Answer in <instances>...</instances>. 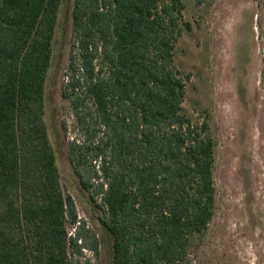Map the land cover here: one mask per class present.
<instances>
[{
	"label": "trees",
	"instance_id": "trees-1",
	"mask_svg": "<svg viewBox=\"0 0 264 264\" xmlns=\"http://www.w3.org/2000/svg\"><path fill=\"white\" fill-rule=\"evenodd\" d=\"M64 1L0 0V264H79L102 246L63 190L46 122ZM184 10L182 0L72 3L67 157L109 264H187L215 215L216 144L207 117L194 123L182 107Z\"/></svg>",
	"mask_w": 264,
	"mask_h": 264
},
{
	"label": "rangeland",
	"instance_id": "rangeland-1",
	"mask_svg": "<svg viewBox=\"0 0 264 264\" xmlns=\"http://www.w3.org/2000/svg\"><path fill=\"white\" fill-rule=\"evenodd\" d=\"M182 1L184 19L192 26L175 49L177 67L189 76L183 112L198 124L207 117L216 144L215 215L187 264H264V0ZM72 3L64 1L57 24L46 122L63 190L101 240L99 254L86 250L79 264H109L98 213L67 157L75 123L61 90L69 59Z\"/></svg>",
	"mask_w": 264,
	"mask_h": 264
}]
</instances>
